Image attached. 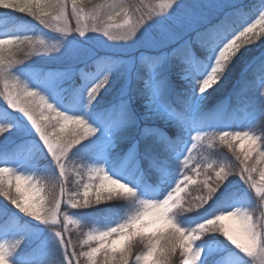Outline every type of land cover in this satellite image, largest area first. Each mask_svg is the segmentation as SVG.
<instances>
[{"label": "rangeland", "instance_id": "obj_1", "mask_svg": "<svg viewBox=\"0 0 264 264\" xmlns=\"http://www.w3.org/2000/svg\"><path fill=\"white\" fill-rule=\"evenodd\" d=\"M118 2L129 5V14L112 21L107 19V15L100 18L101 3L89 7L79 5L83 9L79 24L75 15L70 16L66 27L72 31L67 34L35 22L38 27L36 41L43 40L45 46L37 49L30 46L23 53L27 59L21 62L24 66L11 68L9 73V83L19 81L18 88L14 90L18 93L16 98L29 99L24 95L25 88L39 92L58 111L85 120L88 127L94 130L74 146L67 157L69 183L66 197L69 193L75 195L79 192L82 195V186L89 182L99 185V178L93 169L101 170L100 175H108L135 193L132 197H115L86 208L71 209L67 204H62V211L81 225H68L66 238L77 246L78 251L81 247L90 251L91 247L83 244L88 234L95 236L126 222L142 209L140 201H162L174 191L185 173L197 183L187 185L186 192L181 193L182 202L195 199L201 194L199 184L208 178L205 173H210L214 178L219 170L217 165L226 169L232 167L238 163L236 155L243 158L250 147L257 149L251 152L247 162L251 169H255L250 172V183L246 184L239 175H229L210 205L199 211H188L186 207L174 209L173 216L178 226L189 233L217 215L233 211H240L242 215L245 212L253 214V223L259 225L264 221V200L250 185L254 182L264 189V181L260 178V173L264 171V159L261 157V153H264V28L256 23L264 15V0H183L167 17H158L146 23L129 41L113 40L102 32L91 31L92 28H104L108 24L123 25L128 19L137 23L141 16L147 18L148 13L159 10L167 0ZM246 5L255 8L252 19L236 29L224 45L205 49V59L193 58L197 56L193 45L187 58L173 55L174 49L193 35L187 26L178 24L187 13L193 10L204 12L207 19L197 22V26L202 28L217 23L221 17ZM16 20L13 17L0 18V26L5 23L11 26L0 31V39L32 35V28L13 23ZM252 24H256V27L249 35L254 39L246 44L249 52L236 61L237 77L233 86L223 100L206 109L217 84L201 93L202 82L215 68L222 48ZM77 27L84 31V35L75 30ZM111 31L113 35L124 34L123 29ZM169 32L176 34L175 41L166 39ZM52 46H57L58 50H47ZM105 78L108 83L92 99L89 95L91 89ZM3 92L4 87L0 83V93ZM30 99L39 103V96ZM179 105L186 108H179ZM41 108L48 116L45 121L37 111L41 122L50 126L60 119L47 108ZM0 112L4 113L0 115L4 120L0 122V127L11 128V131L0 134V167L10 168V172L0 177V181L15 189L22 202L39 207L37 201H40L44 207H48L51 194L41 177V170L45 169L53 182H62L59 165L31 122L11 108L4 95H0ZM174 121L183 126L179 144L167 156L150 159L148 171L155 170L156 174L148 177L147 170L143 169V155L150 153L148 150L151 148H143L142 141L157 132L158 125H168ZM73 127L68 124L64 132H60L59 126L50 130L67 136ZM16 132L18 135L14 136ZM224 133H232L233 136L235 133H249L256 138V143L252 146L248 141L236 140L233 136L221 141L220 136ZM197 136L202 138L196 140ZM10 145L12 147L7 149ZM37 153L44 157L43 166L29 160L31 154ZM184 160L188 161L187 166ZM197 167L202 169L199 176L194 171ZM78 171L80 175H77ZM18 176L25 177V180L18 181ZM4 213L0 214V243H4L6 251L10 252L9 264H66L67 253L57 235L59 226L29 217L13 205ZM222 223L232 229L240 227L236 218ZM160 227L151 231H158ZM169 230L170 226L164 228L165 233ZM234 235L243 239L239 231H235ZM261 236L264 238V231ZM125 243L132 246L133 259L143 255L146 250L138 236ZM91 246L99 244L93 240ZM194 247L201 253L196 264L212 261L217 264H260L259 259L249 258L218 232L204 234ZM81 261L87 264L83 258ZM136 264L144 262L140 260ZM170 264H183L179 251L173 255Z\"/></svg>", "mask_w": 264, "mask_h": 264}, {"label": "snow or ice", "instance_id": "obj_2", "mask_svg": "<svg viewBox=\"0 0 264 264\" xmlns=\"http://www.w3.org/2000/svg\"><path fill=\"white\" fill-rule=\"evenodd\" d=\"M85 3L91 4L93 0H71L70 5L69 0H0V9L25 13L33 19L53 27L54 30L67 34L72 31L71 28L66 27L69 17L75 15L77 24H79L80 13L83 11L79 5ZM182 3L183 0H167L166 4L160 5L159 10L154 9L153 12L148 13L147 18L141 16L140 21L137 23H133L131 19H128L123 25L119 23L108 24L104 28H92L91 31L102 32L113 40L129 41L135 37L136 33L146 23L158 17H167ZM99 9L102 14L100 18L102 19L104 15H107L109 21L116 20L117 17L122 15L128 16L129 14V9L126 8L124 4L119 3L118 0H111V2H109V0H102ZM205 19H207V17L204 12L193 10L178 21V24L187 26L193 35L190 39L185 40L178 48L174 49L173 55L187 58L191 53L193 44H199L206 48H219L221 45L225 44V41H227L231 35L230 27L232 16H224L221 17L217 23H210L202 28L198 27L197 22ZM258 21L264 22V15H261ZM258 21H256V23ZM61 22H63V26ZM255 27L256 24L247 27L222 48L219 52V58L215 61V68L208 78L202 82L200 88L201 93L206 92L219 83L232 60L243 48H245L243 46L250 44L252 39H254V37L249 34L253 33ZM112 29H123L124 34L113 35ZM75 30L79 31L81 35H84V31L79 27ZM166 39L171 42L175 41L177 37L175 33L169 32L166 34ZM25 44H30L34 49L45 46L43 40L33 42L31 38L27 37L0 39V83H2L4 87V92L0 93V95H4L7 104L25 115L34 126L48 151L59 165L62 182L50 183L51 197L48 207H44L40 201H37V204L40 205L39 207L29 205L26 201L22 202L20 195L13 197L8 189L2 190L3 195L8 197L11 204L23 214L45 224L59 226L57 235L67 253L66 264H82L81 258H83L87 264H136V262L140 260H143L144 264H170L171 258L177 251L182 255L183 264H196L200 259L201 253L194 247L195 242L201 239L204 234L213 232L223 234L230 243L245 253L249 258L259 259L260 264H264V238L261 236V232L264 231V221L259 225L254 224L253 214L245 212L242 215L240 211L220 214L203 223L197 230L191 233L178 226L173 216L174 209L186 207L188 211H199L201 208L210 205L214 200L215 194L219 191L222 183L227 180L229 175H239L246 184L250 183L252 181L250 172L255 169H251L247 162L251 158V152L257 150L254 147H250L248 151L244 153L243 158L237 154L236 161L238 163L234 164L232 167L226 169L225 166L217 165L219 170L215 172L214 178H211L210 173H205L208 178L204 179L202 183L199 184V191L201 194L195 197V199H187L182 202L181 193L186 192L187 185L197 183L192 176L185 173L183 179L179 181L174 191L165 199L160 202L140 201L142 209L135 215L131 216L126 222L108 231L100 232L95 236L88 234L83 240V244L90 246L91 250L89 251L81 247L78 251L77 246L73 244L69 238H66L65 233L68 231V225H81L67 212L64 210L62 211L61 205L67 204L71 209L86 208L93 204L109 201L115 197H132L135 196V193L131 188L110 178L108 175H100L102 173L101 170L93 169L99 178L98 186L89 182L82 186V195L77 192L75 195L69 193L67 197L65 196L66 186L69 183V173L67 171L69 165L66 163L67 157L74 146L78 145L85 137L92 134L94 130L88 127L85 120L74 118L58 111L44 96L40 95L39 92L28 91L27 88H25L24 95L29 99L21 100L16 98L18 93L14 92V90L18 88L19 81L17 80L9 83L11 79L9 73L13 64L11 59L13 49L6 48V46H19ZM47 50H58V48L57 46H52ZM6 51L8 52L7 57L5 56ZM107 83L108 80L105 78L101 84L93 87L89 93L90 97L95 99ZM37 96H39V103L30 99ZM41 106L47 108L50 113H55V116L60 119L50 126L49 124L41 122L36 115L37 111H40V115L45 121L48 120V116L44 114ZM68 124H72L75 127H73L71 133L67 136L58 135L55 131L50 130L59 126L60 132H64ZM9 131H11L10 127H0V134H5ZM230 136H233V134L224 133L220 136V140L226 141ZM201 138V136H197L196 140H200ZM233 138L236 140L248 141L252 146L256 143V138L249 133H235ZM229 146L231 147V145ZM261 157L264 159V153H261ZM184 164L187 166L188 161L184 160ZM209 168H212V165H209ZM194 171L195 174L199 176L202 169L197 167ZM8 172H10V168L0 167V177H3V175ZM77 175H80L79 171ZM260 178L264 181V171L260 173ZM16 179L18 181H23L25 177L18 176ZM250 186L255 189L256 194L261 200H264V189H261V187L254 182H252ZM17 192H19V188ZM218 218L222 219L218 220ZM231 218H236L239 222L243 219L245 221L244 230L241 229V224L239 229H232L222 223ZM157 226H161L158 231H151L157 228ZM168 226H170V230L165 233L164 228ZM235 231H239L243 239H238L237 236L234 235ZM146 232L148 234H145ZM133 236H138L139 241L146 246L143 255L135 256L134 259L132 246L125 243L131 240ZM93 240L97 241L99 246H91V241ZM98 254L100 255L98 256ZM9 256L10 252L6 251V245L0 243V264H9Z\"/></svg>", "mask_w": 264, "mask_h": 264}, {"label": "trees", "instance_id": "obj_3", "mask_svg": "<svg viewBox=\"0 0 264 264\" xmlns=\"http://www.w3.org/2000/svg\"><path fill=\"white\" fill-rule=\"evenodd\" d=\"M99 3H102V0H93V3H91V4L85 3L84 5L89 7L92 5L93 6L97 5ZM128 6L129 5H125L126 8ZM254 10H255V8L252 7L251 5H246L245 7L238 9L234 13L228 14V15L232 16V22H231V27H230L231 34L233 32H235L236 29L242 27L245 22L252 19ZM6 17L16 18L17 20L13 21V23L26 24L34 30L32 35L26 34L25 36H21L20 38H25V37L31 38L33 42H35L38 39L37 38L38 37V27L35 26V22H38V20L33 19L31 16L25 17V13H19V12H15V11H11V10L0 9V18H6ZM32 22H34V23H32ZM7 26L11 27L10 25H7V23L1 25L0 31H4ZM30 46H31L30 44L19 45V46L18 45L6 46V48H12L13 49V54L11 56V59L13 61V64H12L13 69H18V68H21L22 66H24V63L22 65L21 62L24 60H27V59H26V56L23 55V53L25 50H29ZM193 46H194V49L197 53V56H194L193 58L194 59L198 58L201 60L205 59L206 52H204V51L207 48L204 46H201L199 44H193ZM246 46L247 45H244L243 47H245V48H243L239 52V54L236 56L237 58L235 57L232 60L227 71L224 73L222 79L217 84L216 89L213 91L212 97L210 99V103L208 104L209 106L206 107V109H209V108L211 109V107L213 105H215V103H218L219 101L223 100L224 97H226L228 95L227 92L229 93L231 87L233 86V84L235 82L234 78L237 77L236 61H237L238 57L245 55V53L249 52L247 50ZM5 56L6 57L8 56L7 51L5 52ZM246 76H248V75H246ZM250 79L252 80V78H250ZM234 88H235V86H234ZM181 106L182 105H179V108H181ZM182 108H186V107L182 106ZM3 114H4L3 112H0V115L3 116ZM1 118H0V122H4V120ZM17 129L18 128H16V130ZM157 129H158L157 132L152 133L151 135L146 137L144 139V141H142V144L144 146L143 148H145L146 150L148 147L151 148L148 150V151H150V153L148 152L146 155L143 153L144 154L143 155V169H144V171L147 170L146 172H147L148 177L156 174L155 170L151 171V172L148 171L150 169V166H151L150 159L155 158V157L163 158V157L167 156L171 150H173L174 148H176L178 146L179 138L183 134V126H181L180 122H177V121H174L171 124L169 123L168 125H164V124L158 125ZM17 135H18V133L16 132V135H14V136H17ZM11 147L12 146L10 145V146H7L6 148L9 149ZM29 160L33 161L32 163L39 164L41 166H43L45 164L44 157L42 156L41 153H39V154L37 153L36 155L31 154L29 157ZM41 177H43L44 183H46V185L48 186V193L51 194L50 183H55V182H53V180H51L50 176L48 175V173L43 168L41 170ZM2 189H8L11 196H13V197L17 196L16 195L17 193H16L15 189H13L12 187L6 186L4 183H2L0 181V204L2 205L1 209H0V214H5L4 213L5 210L11 209L12 204H11L9 198L5 197L3 195ZM202 214H199V216H201Z\"/></svg>", "mask_w": 264, "mask_h": 264}, {"label": "clouds", "instance_id": "obj_4", "mask_svg": "<svg viewBox=\"0 0 264 264\" xmlns=\"http://www.w3.org/2000/svg\"><path fill=\"white\" fill-rule=\"evenodd\" d=\"M257 24H259L262 28H264V22H257ZM231 215V214H230ZM219 219H222V218H218ZM211 223V222H210ZM240 224H241V229L244 230V225H245V221L243 219L240 220Z\"/></svg>", "mask_w": 264, "mask_h": 264}, {"label": "flooded vegetation", "instance_id": "obj_5", "mask_svg": "<svg viewBox=\"0 0 264 264\" xmlns=\"http://www.w3.org/2000/svg\"><path fill=\"white\" fill-rule=\"evenodd\" d=\"M227 262H225V264H226ZM207 264H217V263H215V261H212V262H209V263H207ZM232 264V263H231Z\"/></svg>", "mask_w": 264, "mask_h": 264}]
</instances>
